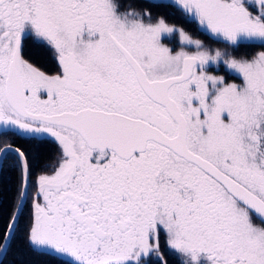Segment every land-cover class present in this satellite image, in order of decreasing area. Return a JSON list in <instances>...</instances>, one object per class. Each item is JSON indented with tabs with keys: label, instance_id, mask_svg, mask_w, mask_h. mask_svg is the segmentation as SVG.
Returning <instances> with one entry per match:
<instances>
[{
	"label": "snow or ice",
	"instance_id": "1",
	"mask_svg": "<svg viewBox=\"0 0 264 264\" xmlns=\"http://www.w3.org/2000/svg\"><path fill=\"white\" fill-rule=\"evenodd\" d=\"M147 3L0 0V264H264V0Z\"/></svg>",
	"mask_w": 264,
	"mask_h": 264
},
{
	"label": "trees",
	"instance_id": "2",
	"mask_svg": "<svg viewBox=\"0 0 264 264\" xmlns=\"http://www.w3.org/2000/svg\"><path fill=\"white\" fill-rule=\"evenodd\" d=\"M137 8L150 9L154 16L163 15L166 16L170 22H175L176 18L171 15L170 9L165 7H152L144 0H131ZM203 38V37H201ZM26 55L43 70L54 72L55 64L51 58V55L42 49L30 47L26 51ZM25 147L31 153L32 160V179L44 171L51 170L59 160L60 149L58 145L48 140L41 143H29ZM18 193V174L10 166L6 165L2 172H0V215L10 214L14 210V205L17 200ZM32 194V189H29V196ZM27 217V212L25 213ZM22 243V236L20 237ZM161 250L165 255V259L168 264H180V260L177 256L170 253L165 242L161 243ZM17 259L12 254H9L5 264H13V261ZM32 264H43L39 258H31ZM152 264H159L158 261L153 259Z\"/></svg>",
	"mask_w": 264,
	"mask_h": 264
},
{
	"label": "flooded vegetation",
	"instance_id": "3",
	"mask_svg": "<svg viewBox=\"0 0 264 264\" xmlns=\"http://www.w3.org/2000/svg\"><path fill=\"white\" fill-rule=\"evenodd\" d=\"M175 39V38H174ZM173 40V38H172ZM168 43H170L172 45V42L170 40L167 41ZM213 46V45H212ZM219 46V45H218ZM213 47H217V45H214ZM252 51H254L253 49H248V48H241L239 49L238 51H236L234 54L237 55V56H240V54L242 53H245V55H250L252 53ZM218 74H223L222 72L221 73H218ZM164 241V237L162 236L161 237V243ZM165 242V241H164Z\"/></svg>",
	"mask_w": 264,
	"mask_h": 264
},
{
	"label": "rangeland",
	"instance_id": "4",
	"mask_svg": "<svg viewBox=\"0 0 264 264\" xmlns=\"http://www.w3.org/2000/svg\"><path fill=\"white\" fill-rule=\"evenodd\" d=\"M170 41L172 42V46H175V45H176V42H177V41H176V38H175V39L173 38V40L170 39ZM166 42H167V41H166ZM214 45H216V44H213V46H214ZM217 46H218V45H217ZM241 55H245V53H243V54L241 53L240 56H241Z\"/></svg>",
	"mask_w": 264,
	"mask_h": 264
},
{
	"label": "water",
	"instance_id": "5",
	"mask_svg": "<svg viewBox=\"0 0 264 264\" xmlns=\"http://www.w3.org/2000/svg\"><path fill=\"white\" fill-rule=\"evenodd\" d=\"M144 1H147V0H144Z\"/></svg>",
	"mask_w": 264,
	"mask_h": 264
}]
</instances>
